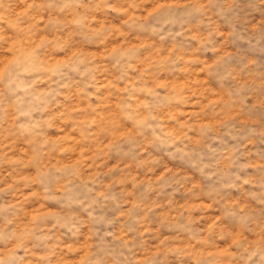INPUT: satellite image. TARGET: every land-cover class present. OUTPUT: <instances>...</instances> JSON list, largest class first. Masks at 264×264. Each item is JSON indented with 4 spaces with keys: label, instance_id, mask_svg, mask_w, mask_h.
Here are the masks:
<instances>
[{
    "label": "rangeland",
    "instance_id": "rangeland-1",
    "mask_svg": "<svg viewBox=\"0 0 264 264\" xmlns=\"http://www.w3.org/2000/svg\"><path fill=\"white\" fill-rule=\"evenodd\" d=\"M0 264H264V0H0Z\"/></svg>",
    "mask_w": 264,
    "mask_h": 264
}]
</instances>
